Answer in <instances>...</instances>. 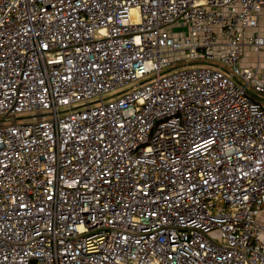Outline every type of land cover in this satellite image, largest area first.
<instances>
[{"label": "built area", "instance_id": "obj_1", "mask_svg": "<svg viewBox=\"0 0 264 264\" xmlns=\"http://www.w3.org/2000/svg\"><path fill=\"white\" fill-rule=\"evenodd\" d=\"M263 48L264 0H0V264H264Z\"/></svg>", "mask_w": 264, "mask_h": 264}, {"label": "rangeland", "instance_id": "obj_2", "mask_svg": "<svg viewBox=\"0 0 264 264\" xmlns=\"http://www.w3.org/2000/svg\"><path fill=\"white\" fill-rule=\"evenodd\" d=\"M261 53H262V56H263V58L261 59V72H262V74L264 75V48L261 50ZM252 56V55H251ZM252 59V58H251ZM128 87H122V88H119L118 90H116L115 92H112V93H110V94H105L104 95V98H106V97H108V96H111V95H114V94H116V93H119V92H122L123 90H125V89H127ZM261 220H262V223L264 224V215H263V217L261 218Z\"/></svg>", "mask_w": 264, "mask_h": 264}]
</instances>
